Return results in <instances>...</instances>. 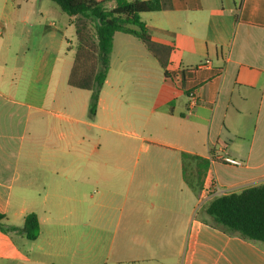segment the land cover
I'll return each instance as SVG.
<instances>
[{
  "label": "crops",
  "instance_id": "obj_1",
  "mask_svg": "<svg viewBox=\"0 0 264 264\" xmlns=\"http://www.w3.org/2000/svg\"><path fill=\"white\" fill-rule=\"evenodd\" d=\"M160 2L141 20L173 48L167 69L117 32L91 117V93L67 83L71 18L0 0V212L19 229L36 213L41 229L0 230V264H69L101 238L113 264H264V244L206 212L211 185L264 183V0Z\"/></svg>",
  "mask_w": 264,
  "mask_h": 264
},
{
  "label": "trees",
  "instance_id": "obj_2",
  "mask_svg": "<svg viewBox=\"0 0 264 264\" xmlns=\"http://www.w3.org/2000/svg\"><path fill=\"white\" fill-rule=\"evenodd\" d=\"M71 18L75 31L73 64L68 74L70 87L91 93L89 114L95 117L98 101L111 67V53L117 32L136 36L161 68L167 69L173 48L157 44L142 22L144 13L158 12L160 0H51ZM215 228L230 236L264 244V183L249 186L212 199L206 209ZM0 212V230L4 234L20 231L28 241L40 237V221L29 213L21 229L8 226Z\"/></svg>",
  "mask_w": 264,
  "mask_h": 264
},
{
  "label": "rangeland",
  "instance_id": "obj_3",
  "mask_svg": "<svg viewBox=\"0 0 264 264\" xmlns=\"http://www.w3.org/2000/svg\"><path fill=\"white\" fill-rule=\"evenodd\" d=\"M48 4L56 8L58 12H61L62 15L68 16L64 12L61 11V8L51 2V0H45ZM58 23V22H57ZM60 25V23H58ZM70 34V33H69ZM75 41V40H74ZM71 48H75V44H71ZM73 57V53L71 54ZM136 160V157L131 159V163H134ZM40 205V203H38ZM55 204V203H54ZM43 205H40L38 209ZM54 211L56 212L57 209L54 208ZM58 237V233L56 235ZM102 238L96 242V245L94 247H90V250H86L84 247H82L80 250L77 251L76 255L68 254L67 263L69 264H113L111 260H108L106 251L103 250L102 246L105 244L103 242ZM31 244V243H30ZM57 255H60V251L57 250ZM56 264H60L59 262H56Z\"/></svg>",
  "mask_w": 264,
  "mask_h": 264
},
{
  "label": "built area",
  "instance_id": "obj_4",
  "mask_svg": "<svg viewBox=\"0 0 264 264\" xmlns=\"http://www.w3.org/2000/svg\"><path fill=\"white\" fill-rule=\"evenodd\" d=\"M178 79H179V77H177L176 80H178ZM197 97H198V95L195 92H192L190 94V98L192 100V104L197 101ZM220 160L223 163L231 165V166H243V163H242L241 160H239L237 158H233V157L229 156L228 154H225L223 157L220 158ZM206 193H207V195L219 197L221 195V190L216 185H211L206 190Z\"/></svg>",
  "mask_w": 264,
  "mask_h": 264
}]
</instances>
